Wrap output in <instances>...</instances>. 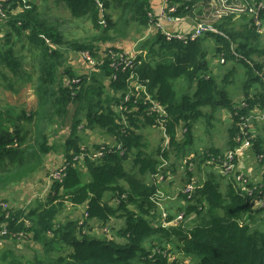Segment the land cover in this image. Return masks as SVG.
Instances as JSON below:
<instances>
[{
    "label": "trees",
    "instance_id": "trees-1",
    "mask_svg": "<svg viewBox=\"0 0 264 264\" xmlns=\"http://www.w3.org/2000/svg\"><path fill=\"white\" fill-rule=\"evenodd\" d=\"M58 1H63L77 18H89L97 30L91 41L67 40L57 24L40 15L34 2L16 15L3 7L7 18L0 16L1 71L7 78L10 72L14 78L30 83L37 96L30 111L25 106H0V195L41 171L50 153L62 149L66 164L62 180L54 179L44 207L12 208L8 213L0 206V225L7 228L1 237L14 242L33 239L43 244L47 258L37 259L34 264H169L170 257L182 264L185 258L191 259V264H264L263 209L254 208L250 197L218 170L211 168L204 177L202 174L197 178L189 167L198 154L190 145L200 117L205 116L210 124L225 110L233 116L228 132L234 136L241 133L242 117L264 109V60L254 58L264 54V33L254 24V14L247 8L242 12L244 22L233 21L228 26L218 20L195 38L183 32L187 42L179 37L168 39L157 28L154 35L141 42V53L131 62L133 68H123L114 63L119 64L130 52L120 48L117 41L142 38L145 27L158 18L151 0ZM198 1L166 0L169 6H177L173 13L177 19L195 17L193 8ZM245 2L248 7L262 3L259 18L264 23V0ZM205 36L216 42L213 56L222 55L233 62L221 82L207 58ZM24 38L27 41L22 49L27 53L18 55L16 51L23 52L18 42ZM78 50L97 60L88 73L73 72L66 65L69 52ZM28 58L33 71L25 67ZM238 64L246 70L243 85L247 106L243 107L227 90ZM132 73L145 84L152 99L165 107L163 124L158 113L150 111L151 103L146 101L144 91L135 89L132 99L124 102ZM64 77H68L69 85ZM121 104L127 107L123 111L119 109ZM207 108L209 114L204 111ZM145 125H163L167 145L148 150L139 131ZM65 128L67 134H61ZM88 129L101 130L109 142L89 147L83 140V132ZM234 144L231 140L230 147ZM103 145L104 155L93 158ZM83 146L88 155L83 161L75 160L83 153ZM224 151L210 148L204 152L197 170L202 171L204 164L210 166L206 163L208 153ZM252 153L264 154L262 135L254 139ZM129 161L133 162L130 169ZM181 165L184 169L180 173ZM161 169L165 176L176 175L178 170L181 183L175 180L173 186L179 189L197 180L191 196L180 192L173 200L179 206L177 211L184 212V219L166 226L162 224L159 203L171 201L154 198L161 186L153 175ZM87 174L90 179H86ZM108 193L113 202L107 199ZM66 204L86 205L82 224L70 219L57 222ZM175 216L168 213L167 220ZM112 219L122 225L108 226ZM92 220L106 224L105 231H92Z\"/></svg>",
    "mask_w": 264,
    "mask_h": 264
},
{
    "label": "rangeland",
    "instance_id": "rangeland-1",
    "mask_svg": "<svg viewBox=\"0 0 264 264\" xmlns=\"http://www.w3.org/2000/svg\"><path fill=\"white\" fill-rule=\"evenodd\" d=\"M34 3H37L40 15L43 18H46L49 22L57 24L61 28L63 34L65 33V38L67 40H72L80 43L89 42L97 34V30L94 28L89 18H86L84 16L77 18L72 14L69 9L65 7L63 1L34 0ZM25 4V10L27 8H31V3L26 2ZM242 8H245V5L243 4L242 0H199L193 8L197 22L192 20L194 22L193 23L189 18L187 19V22L196 26V28L191 31H195L194 33H196V31L199 29V22L205 23L209 26H214V22L218 20H220V22L222 23H227L228 26H230L233 21L238 24L239 22H244L246 16H244L243 13L237 15L235 13H231V11L240 12ZM5 17L7 18L6 15ZM238 28L242 29V27L240 26ZM152 30L153 28L151 26L145 27V34L142 36L141 39H121L117 41L118 46L127 52H141V42L145 38L154 35ZM133 34L135 35L136 33L133 32ZM174 34H178V32H174ZM204 40V44H206L205 48L209 50L207 51V58L210 60V65L212 66V69L214 70V73L217 76L219 82H221L222 76L232 68L233 62H231L230 60H226L225 58V60H222V55H220V57L214 55V57L213 54L216 46L215 40L210 36H205ZM26 41V38H24L22 41L18 42L17 47L19 49H22V44ZM108 44L112 45L110 43ZM261 44L264 45V34L261 37ZM53 45L55 48H58L56 47L55 43H53ZM22 51L23 52L16 51V53L18 55L27 53L24 48L22 49ZM81 52L82 51L80 50L69 52L68 62H66V65L69 66L73 72H77L79 74L88 73L91 71V68H94V66L89 64V62L85 59L84 55ZM215 53H217V51ZM263 55L264 54L254 55V58H257L258 60L262 61L264 60ZM25 62V67L33 71V66L30 58L26 59ZM103 62L104 59L101 61V64ZM1 70L2 69L0 68V106H10L9 104L25 106L26 109L29 111L34 108V106L36 105L37 96L31 84L25 83L23 80L20 81L17 78H14L12 76V73L6 71L8 76L7 78L3 75ZM245 72V67L242 64H238L234 81L233 83L227 86V90L229 92L230 97L233 99L234 102H236V104H239L240 107H242L243 105L247 106V100L245 99L246 93L243 85L245 79ZM108 80L109 79L107 78L106 83H108ZM64 82L66 85H69L68 77H64ZM10 84L13 85L12 88L8 87L10 86ZM2 87H5L6 89H3ZM205 110L208 114L210 113V109L207 108L204 109V111ZM256 116L257 118L255 121L254 118ZM232 117L233 116L230 114H225L224 110L216 118L212 119L211 122L213 123V125L212 123L208 124L205 116L200 117L196 121L194 129V139L192 142L193 144L190 145L191 149L193 148V150L198 153L196 154L194 164L192 165L194 167L193 171H195V175L201 177L203 174L204 177L206 174V170L211 171L212 169H215L212 166H205L204 164L202 165L204 167L202 171L197 170L198 164L201 160V155L204 152L209 151L210 148H219L222 151L228 148L230 149L231 140H233V142L235 143L234 145H236L235 137L237 139V135L230 136L228 132V128L232 123ZM251 125L254 136L262 135L264 137V109L259 108L255 111ZM66 131V128L63 129L61 131V134L63 133L66 135ZM139 131L143 134L144 139L148 143V150H156L162 145H167L166 136L162 129L154 126L145 125ZM86 135L87 144H92L95 141L106 140L108 138V135L100 130L99 137H97V131L91 130L88 131ZM263 156L264 154L257 153V156L255 158L253 156V159L248 162V168H251V170L254 171L258 178H260L259 174H262V172L264 173V162L260 160L261 158H263ZM257 158L259 160H257ZM132 163V161H129L127 163L128 169L131 168ZM184 165H186V163H184ZM190 165L191 163L189 164V166ZM176 173L178 174V177H176V183L180 184L181 175L178 170L176 171ZM42 174L45 175L47 173L46 171H43ZM86 177H88V175H86ZM226 179L228 180V178ZM150 180H152V178H150ZM158 183L160 184L164 182ZM45 184L47 183H45L42 179H38L36 184H34L31 189H15L14 192L13 189H11L9 192H2L0 197H3L4 199H7L10 203H12V208L22 206L25 205L26 201L31 197L32 194H39L40 197L42 194V187ZM47 188L48 184L46 186V189ZM113 201L114 200H111V202ZM31 204H34V202ZM162 207L166 209L169 213H174L175 215L179 213V211H177V208L179 207L178 204L162 202ZM262 215H264V212L260 214V217ZM262 218H264V216ZM68 219H71L69 215H67L65 219L62 220V222H65ZM83 221H79L80 224H82ZM112 225L121 226L122 223L120 221H114ZM95 226L97 231V225ZM99 228L101 229V226H99ZM85 229L90 230L88 227H85ZM151 244L152 243H148V246H151ZM43 258H47L43 244L37 243L33 239L29 241H27L26 239H21L19 242L12 241V243L7 244L5 249L0 248V264H34L37 259L40 260ZM185 261V264L192 263V260L189 258H185Z\"/></svg>",
    "mask_w": 264,
    "mask_h": 264
},
{
    "label": "built area",
    "instance_id": "built-area-1",
    "mask_svg": "<svg viewBox=\"0 0 264 264\" xmlns=\"http://www.w3.org/2000/svg\"><path fill=\"white\" fill-rule=\"evenodd\" d=\"M243 4L245 5V8H242L240 12L236 11H231V13H235L237 15L241 14L244 10L248 8V10L254 14L256 22L254 23L258 30L261 33H264V23L259 18V9L262 6V3H260L257 7L256 6H251L248 7V4L245 2V0H242ZM177 10V6H169L164 0V4L160 7L159 12L157 13L158 18L155 19L150 26L153 28L152 32L155 33L156 29H161L168 37V39H171L172 37H179L182 39H187V36L182 34L183 32L178 31V34L174 35V30L171 31L166 25L167 24H174L173 22H176L177 18L173 16V13ZM225 13V12H223ZM222 13V14H223ZM0 16L5 17V12L3 7L0 5ZM202 23V22H201ZM199 23V29L194 32H189L187 34H190L191 38L197 37L199 34L202 33L203 30H206V28L203 26L205 23ZM173 26V25H172ZM212 27V26H211ZM210 27V28H211ZM213 28V27H212ZM141 52H135L131 53L130 55L124 58L122 61H120L119 64L116 62L114 63L117 67L118 66H123V68L126 67H131L133 68L134 64H132V60L135 59V57ZM85 59L89 62L90 65L96 66L97 60L92 59L88 53L83 54ZM119 58V57H118ZM222 60H225L224 57H222ZM126 65V66H125ZM129 80L131 81V87L129 92L125 95L124 102H128L132 99L134 95V90L135 89H140L145 92L146 94V101H149L151 103L150 106V111H155L159 115V121L161 124L165 122V118L167 117V112L164 106H161L160 104L157 103L156 100H153L152 97L148 94L146 91V86L143 84V82H140V80L137 77L136 73H132L129 77ZM75 82H78V80H75ZM134 88V89H133ZM245 106V105H243ZM242 106V107H243ZM127 107L124 104H121L119 106V109L123 111ZM258 109L253 110L254 113ZM254 117V114L250 115L249 117H242L241 122L239 123V126H241V133H237V139L235 137V142L236 145L234 148H230L228 150H225L224 152H220L218 154L214 153H208L207 154V160L206 163L212 167H214L218 172L222 175L227 176L228 178L231 179V181L237 186V190H239L241 193H244L245 195H248L250 197L251 203L253 204V207L258 209L261 208L264 210V173L260 175V178L256 176L254 171L251 170V168H248V162L251 161L257 156L256 154L252 153V146H254V139L256 136L253 135L252 132V119ZM257 116L254 118L256 121ZM160 128L164 131L165 133V128L163 125L160 126ZM166 135V134H165ZM167 138V136H166ZM168 140V138H167ZM109 141H102V144H106ZM168 143V141H167ZM85 146L82 147L83 153L80 154V156H76L75 160H81L88 155V150L84 148ZM118 148H121L120 145L117 146ZM106 148V145H103L100 149H98L95 154H93V158L99 157L104 155V150ZM91 157V156H90ZM194 158L196 157L195 155L193 156ZM264 158V156H263ZM263 158L260 160L263 161ZM257 160H259L257 158ZM186 163V162H184ZM194 162H191V165L189 166L191 169L194 167L192 166ZM165 164H162L161 167H164ZM66 169V164L62 166L60 170L55 172L53 174L54 178L58 181H61L63 176H64V171ZM184 167L182 166L180 169V173L183 171ZM262 171V168H261ZM155 182H167L171 183L176 177H178V174L172 175L168 174L165 176L163 173L162 169L159 170L155 175H153ZM189 186H184L180 191L175 192V197L180 193V192H187L188 196H191V194L195 191L197 187V180H192L189 182ZM155 199H169L171 198L170 195L166 194L161 188H159L156 193L154 194ZM160 208H162V224L164 226L172 224V223H179L184 219V212H179L171 221L167 220L168 213L166 209L162 207V202L159 203ZM0 206L2 207L3 210L9 211L12 209V203L9 201H5L3 199H0ZM8 215V214H7ZM243 223V220L240 221ZM6 225L1 224L0 225V237L5 235L7 232V228H4ZM6 241V238L1 237L0 238V244L4 243ZM169 264H182L179 260H175L174 257L169 258Z\"/></svg>",
    "mask_w": 264,
    "mask_h": 264
},
{
    "label": "crops",
    "instance_id": "crops-1",
    "mask_svg": "<svg viewBox=\"0 0 264 264\" xmlns=\"http://www.w3.org/2000/svg\"><path fill=\"white\" fill-rule=\"evenodd\" d=\"M26 2L32 3V2H34V0H31V1L30 0H0V5L2 7H5V9H7L9 14L16 15V14H19V13H21V12H23L25 10V7H26L25 3ZM151 3H152V7L154 8L155 12L158 13L159 8L162 6V4H164V0H151ZM64 5H65V3H64ZM65 7H66V5H65ZM188 18L191 19V22H193L192 20L197 22V19L195 17H187V18L184 17V18H181V19H177L176 22H173L174 24H172L173 25L172 27H174V30L176 32H178L177 30H180V32H184V33H189L191 31H193L196 28V26H194L191 23L187 22ZM6 22H7V19L5 20L4 23H6ZM5 26H7V25H5ZM0 36L2 37L3 33H1ZM2 88L6 89L5 87H2ZM158 128H160V127H158ZM88 131H90V129L85 130L83 132V140L85 141V143L87 141L86 133ZM91 131H94V130H91ZM95 131H97V137H99V130L97 129ZM100 142L101 141L99 140V141H95L94 143H92L93 145L92 144H87V143H86V145H89V147L92 145L91 147L94 148ZM61 150L60 151L57 150V151H55L53 153H50V154H48L46 156L45 166L43 167V169L41 171L37 172L32 177H30V178H28V179H26V180H24V181H22L20 183H17L15 185L9 187L7 190L3 191L4 193H6V192H9L11 189H13V192H14L15 189H23V188L31 189L33 187V185L36 184L38 179H42L45 183L48 184V188L47 189H46L47 184H45L42 187V190H41L42 194H41L40 197H39V194H32L31 197L26 201L25 205L14 207V210L18 209V208H28V209H31V208H42V207H44L47 204V201L49 199L50 189H51V187L54 184L53 174L58 171V168L60 166H62L63 162L65 161L64 151H61ZM43 171H46L47 174L43 175L42 174ZM87 175H88V177H86V179H90L89 178V174H87ZM196 177L199 178V176H197V175H196ZM160 186H161L162 190L166 194L170 195V197H171V198L168 199L171 202H168V201H165V202L173 203V200L176 198L175 197V192L177 191L178 188L174 187L173 184H169L167 182L166 183H160ZM37 197L39 198V200H38ZM106 197H107V199L109 198L110 201L113 200L111 193L107 194ZM5 200H7V199H5ZM33 202H34V204H31ZM85 212H86V205H77V206H75V205H72V204H66L64 210L59 215L57 221L62 222V220H64L67 215H69L71 217L70 220L83 221L84 218H85ZM114 221H117V220L116 219H112L111 222L108 223L109 224L108 226H110V224L114 223ZM90 224H91L92 230H95V231H96V226L95 225H97V232H99V233H103L105 231V229H106V227H105L106 224H104L103 222L98 221V220H92L90 222ZM99 226H101V229L99 228ZM102 226H104L105 228L102 227ZM84 230L90 232V230H88V229L84 228ZM9 243H12V239H8L3 244L1 243L0 244V248L1 249H5V247Z\"/></svg>",
    "mask_w": 264,
    "mask_h": 264
},
{
    "label": "water",
    "instance_id": "water-1",
    "mask_svg": "<svg viewBox=\"0 0 264 264\" xmlns=\"http://www.w3.org/2000/svg\"><path fill=\"white\" fill-rule=\"evenodd\" d=\"M175 18H176V17H175ZM166 26H167L171 31H173V27H172L171 24H167ZM203 26L206 28V30L209 29V28L211 27V26H209V25H207V24H203ZM49 44L52 45V46H54L53 43H52L51 41H49Z\"/></svg>",
    "mask_w": 264,
    "mask_h": 264
},
{
    "label": "clouds",
    "instance_id": "clouds-1",
    "mask_svg": "<svg viewBox=\"0 0 264 264\" xmlns=\"http://www.w3.org/2000/svg\"><path fill=\"white\" fill-rule=\"evenodd\" d=\"M165 136H166V135H165ZM166 140H167V138H166ZM175 180H177V179L175 178V179H174L171 183H169V184H173ZM164 183H166V182H164ZM159 188H161V187H159ZM161 189H162V188H161ZM177 191L179 192L180 189L178 188ZM178 195H179V194H178ZM178 195H177V196H178ZM177 196H176V197H177ZM263 212H264V210H263ZM263 216H264V215H262L260 218H262ZM240 223H241V222H240ZM6 241H7V240H6Z\"/></svg>",
    "mask_w": 264,
    "mask_h": 264
},
{
    "label": "flooded vegetation",
    "instance_id": "flooded-vegetation-1",
    "mask_svg": "<svg viewBox=\"0 0 264 264\" xmlns=\"http://www.w3.org/2000/svg\"><path fill=\"white\" fill-rule=\"evenodd\" d=\"M108 139H109V138H107L106 140H101V142H102V141H107Z\"/></svg>",
    "mask_w": 264,
    "mask_h": 264
},
{
    "label": "bare ground",
    "instance_id": "bare-ground-1",
    "mask_svg": "<svg viewBox=\"0 0 264 264\" xmlns=\"http://www.w3.org/2000/svg\"><path fill=\"white\" fill-rule=\"evenodd\" d=\"M174 35H176V34H174ZM184 40H185V42H187L188 39H184Z\"/></svg>",
    "mask_w": 264,
    "mask_h": 264
}]
</instances>
